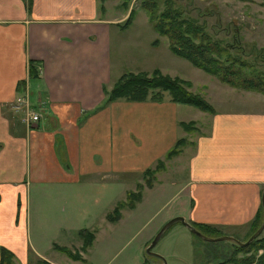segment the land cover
Returning <instances> with one entry per match:
<instances>
[{
  "label": "crops",
  "instance_id": "obj_1",
  "mask_svg": "<svg viewBox=\"0 0 264 264\" xmlns=\"http://www.w3.org/2000/svg\"><path fill=\"white\" fill-rule=\"evenodd\" d=\"M107 3L0 0V246L22 260L28 249L41 255L51 245L43 218L57 216L46 199L68 204L61 208L66 217L83 220L96 210L80 203L103 206L118 198V180L104 177L143 171L178 136L173 132L183 119L175 115L179 102L169 97L104 102V86L124 72L113 69L112 35L122 28L121 21L105 17ZM30 60L37 76L30 75ZM209 101L215 109L207 128L193 138L186 176L173 182L180 200L166 218L182 215L227 232L243 229L254 220L264 189V106ZM29 109L39 113L35 122L28 121ZM169 113L172 127L153 128ZM32 185L38 188L34 210L28 204ZM95 186L101 194L86 190ZM43 188L63 193L51 197L40 194ZM36 216L39 231L33 234Z\"/></svg>",
  "mask_w": 264,
  "mask_h": 264
},
{
  "label": "rangeland",
  "instance_id": "obj_2",
  "mask_svg": "<svg viewBox=\"0 0 264 264\" xmlns=\"http://www.w3.org/2000/svg\"><path fill=\"white\" fill-rule=\"evenodd\" d=\"M107 2L110 14L105 17H113L112 19L121 21L119 26L123 24L127 14L131 10H135L132 24L112 35L113 69H119L118 72L130 70L132 72L149 71L150 73L157 67L162 74L189 80L191 85L187 89L202 95L207 101L210 99L222 105L223 101L237 100L238 102L239 100L241 102L240 100H242L249 108L264 106V93L241 86H232L170 51L167 37L158 35L154 30L145 11L140 6L141 0H128L124 3H122L123 0H107ZM158 2L162 8L165 0H158ZM171 3L177 8H182L183 15H188L199 23H203L205 29L214 36L224 38L231 43L237 40L238 44L243 47V56L248 57L249 60L254 53L260 55V59H258L260 64L256 62L255 67L260 70L264 68V56L262 57L261 51H259V48H264V0H171ZM155 39L158 41L153 43ZM116 80L108 86V90ZM204 93H207L206 97ZM168 97L170 98L169 93L163 91V99ZM118 99L126 98L115 100ZM178 106L176 117L183 120L194 119L198 129L188 133L181 125H178V129L176 127L173 133H177V138L185 136L187 142L180 146L176 154L170 157H164V155L161 157L163 167L152 175L153 185L151 187L147 186L143 171L140 170L118 172L119 174L116 175L108 174L104 179L118 180L120 185L116 196L118 198L113 197V202L110 205L104 204L103 206L90 201L88 204L80 203L82 206L88 205L89 208L96 210L95 212L92 210V215H88L83 220H76V214L66 217L65 211L62 212V209H65L68 204H60L57 200L52 202L54 200L46 199L47 202H51L49 203L51 208L55 207L57 216L43 218L48 223L42 226V230L46 231V237L50 239L51 245L41 255H38V252L33 248L28 249V256L25 260L14 253L15 264H235L226 258L231 254L236 257L249 255L252 250L246 252L237 250L232 240L203 239L180 221L174 222L157 240L152 247V251L156 254L146 253V247L153 236L169 219L166 216L174 211L179 203L180 197L174 194L173 190L176 187L173 184H178L186 176L187 161L193 152V138L197 133L204 131L208 124L210 112L203 113V110L190 104L178 103ZM200 110L201 112L197 113ZM156 113L162 114L159 110ZM170 119L171 114L169 113L164 122L154 121L153 128L160 126L161 129H169L172 127ZM152 132L157 133L155 129ZM138 154L139 149L135 148L134 155ZM151 165L154 167L155 164H149V166ZM100 176V174H95L94 177L100 179ZM138 186L142 196L133 207L129 208L126 201H123L126 192L131 189L136 190ZM86 190L89 191V194H93V192L101 194V189L97 186L87 187ZM44 192L47 193L45 195L53 197V195L57 196L58 193H63V189L60 191L43 188L40 194H44ZM49 192L56 194H49ZM36 194H38V188L34 185L28 188V204H31L32 210L36 207V204L32 202ZM119 201L124 202L123 207L119 210V218L115 221L108 220L106 214L111 212ZM105 205L108 206L105 207ZM100 206L104 207V212L97 210ZM28 215L31 217V209H29ZM34 222L32 233L36 234L39 231L37 216ZM77 225H83V227L77 229ZM246 226V228L232 229L228 232V228H225L222 229V232L228 235L232 234L237 239L244 241L250 232V228H248L250 225ZM81 229L93 233L91 243L84 241L83 231L79 232ZM261 235H264V228L258 236ZM53 243L56 246H53ZM262 251L260 248L256 254Z\"/></svg>",
  "mask_w": 264,
  "mask_h": 264
},
{
  "label": "trees",
  "instance_id": "obj_3",
  "mask_svg": "<svg viewBox=\"0 0 264 264\" xmlns=\"http://www.w3.org/2000/svg\"><path fill=\"white\" fill-rule=\"evenodd\" d=\"M124 1L128 2V0H123L122 3ZM140 6L145 11L148 20L158 35L167 37L168 47L174 54L187 59L192 65L232 86H241L264 93V68L260 70L255 67V64H260L258 62L260 55L254 53L250 60L248 57H244L243 47L238 44L237 40L231 43L224 38L214 36L205 29L203 23H199L188 15H183L182 8L173 6L171 0H165L162 8H160L158 0H141ZM134 14L135 10H131L120 28L123 29L129 26L132 23ZM157 41L158 39H155L153 43ZM259 51H261L263 57L264 48H259ZM29 71L31 76L38 75L37 68L32 60L29 62ZM190 85L189 80L162 74L157 67L150 73L149 71L132 72L129 70L122 73L109 90L104 86V92L106 93L104 102L122 97L128 100H162L163 91H167L170 99L174 102L190 104L203 111L213 112V106L202 95L187 89ZM179 124L188 133L198 129L194 119L180 120ZM186 142L185 136L178 137L173 145L167 149L164 157L176 154L180 146L185 145ZM162 162V158H158L154 167L149 166L143 170V176L148 187L153 185L151 178L154 172L162 169ZM140 192L139 186L136 187V190L131 189L126 192L123 201H126L129 208L140 200L142 196ZM123 201L117 202L111 212L106 214L108 220L115 221L119 218V210L124 205ZM262 218L263 207L261 205L254 220L250 223L248 237L260 225ZM190 223L206 235L224 234L220 228L213 225L194 221H190ZM82 231L84 241L91 243L93 233L88 232L89 230L86 229L79 230V232ZM233 243L237 250L245 252L252 250V252L241 257L231 254L226 258L229 262L235 264H264V235L255 237L246 245ZM53 246H56V244L53 243ZM260 248L263 251L256 254V251ZM14 256L11 249L3 245L0 246V264H15Z\"/></svg>",
  "mask_w": 264,
  "mask_h": 264
},
{
  "label": "water",
  "instance_id": "obj_4",
  "mask_svg": "<svg viewBox=\"0 0 264 264\" xmlns=\"http://www.w3.org/2000/svg\"><path fill=\"white\" fill-rule=\"evenodd\" d=\"M261 205L263 207V218L262 221L260 223V225L250 234V236L242 241L237 239L235 236L233 235H228V234H223V235H219V236H208L206 234H204L203 232H201L200 230H198L196 227H194L190 222H188L187 220H185V218L182 215H175L170 217L169 219H167L162 226L159 228V230L156 232V234L153 236V238L151 239L150 243L147 245L146 247V253L148 254H156L152 251V247L155 245V243L157 242V240L162 236V234L168 229L170 228V226L176 222V221H180L182 222L184 225H186L193 233H195L196 235L200 236L203 239L206 240H219V239H229L232 240L234 242H236L239 245H246L248 244L250 241H252L255 237H257L262 229L264 228V189L262 191L261 194Z\"/></svg>",
  "mask_w": 264,
  "mask_h": 264
},
{
  "label": "built area",
  "instance_id": "obj_5",
  "mask_svg": "<svg viewBox=\"0 0 264 264\" xmlns=\"http://www.w3.org/2000/svg\"><path fill=\"white\" fill-rule=\"evenodd\" d=\"M17 101L18 102H25V97H18L17 98ZM27 116H28V121L29 122H35L38 118H39V113L32 110V109H29L28 112H27Z\"/></svg>",
  "mask_w": 264,
  "mask_h": 264
}]
</instances>
